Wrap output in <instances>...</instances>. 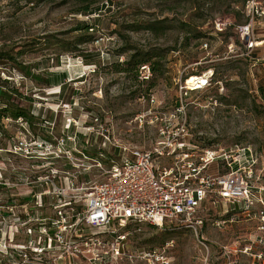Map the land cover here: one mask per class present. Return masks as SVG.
<instances>
[{
	"label": "rangeland",
	"instance_id": "1",
	"mask_svg": "<svg viewBox=\"0 0 264 264\" xmlns=\"http://www.w3.org/2000/svg\"><path fill=\"white\" fill-rule=\"evenodd\" d=\"M30 1L0 0V51L16 56L0 60V83L32 97L42 120L37 132L44 135L22 119L0 118V264H41L30 246L44 228L54 230V204L73 195L74 205L84 204L87 189L81 187L104 179L111 159L120 161L130 147L152 148L162 140L160 127L173 134L181 119L170 115L179 84L194 75L208 81L185 98L188 131L180 138L195 155L214 148L233 159L239 148L249 147L243 164L252 168L253 203L209 197L198 212L204 224L197 230L178 219L161 227L130 223L122 229L129 233L128 255L119 263L150 264L147 257L153 256L154 264H264V0L249 2L253 20L249 0H111L109 8L91 15L79 12L76 0ZM159 18L167 19L166 32L142 28ZM82 22L94 25L85 29ZM217 22L226 26L219 29ZM249 22L250 38L241 34ZM183 27L202 36L195 39ZM49 34L70 43L91 40L72 42L77 49L64 52L59 62L52 47L16 54ZM133 46L174 48L166 52L160 75L137 81L117 71L116 61L123 62L130 52L125 49ZM151 94L157 103H150ZM142 111L149 121L141 126L134 116ZM208 170L227 172L230 166L218 160ZM54 185L64 192L56 194Z\"/></svg>",
	"mask_w": 264,
	"mask_h": 264
},
{
	"label": "built area",
	"instance_id": "2",
	"mask_svg": "<svg viewBox=\"0 0 264 264\" xmlns=\"http://www.w3.org/2000/svg\"><path fill=\"white\" fill-rule=\"evenodd\" d=\"M250 1L254 2L249 0L246 7L250 20H253L254 11L251 10ZM217 24L219 29L226 26L225 23ZM250 27L251 22L243 25L241 34L249 37ZM138 71L141 80L150 78L152 74L147 63L141 64ZM187 79L179 84V98L170 114L172 117H181L173 134H167L166 129L160 127L162 140L152 148L130 147L128 155L124 153L120 161L111 159L105 169L104 179L81 187L87 189L84 204L74 205L77 195L54 204L57 210L52 222L54 230L50 232L44 228L38 235L37 244L30 246L41 264H80L83 259H87L90 264H120L119 259L128 255L126 241L129 233L122 229L130 223L147 221L161 227L165 222L178 219L190 222V226L197 230L204 224L198 212L209 197L233 203L241 201L243 205L251 206L252 168L247 170L243 164L244 158L251 155L249 147L239 148L242 152L230 159L228 152L214 148H205L202 153L195 155L187 143L181 140L180 137L188 131L185 98L194 89ZM148 100L152 104L157 103L153 94ZM134 117L141 126L149 121L145 111ZM161 118L166 119L163 116ZM84 156L89 158L85 153ZM91 159L94 166H103L100 160ZM162 159L170 162L165 164L161 162ZM218 160L226 162L230 170L211 173L209 167ZM68 183L75 189L72 187L73 178L69 177ZM54 190L60 195L65 187L54 185ZM41 194L39 192L36 195ZM172 243L167 242L166 245L171 246ZM143 254V257L153 255L151 252ZM147 259L152 262L150 264L155 263L153 256ZM160 259L162 263H167L163 256Z\"/></svg>",
	"mask_w": 264,
	"mask_h": 264
},
{
	"label": "trees",
	"instance_id": "3",
	"mask_svg": "<svg viewBox=\"0 0 264 264\" xmlns=\"http://www.w3.org/2000/svg\"><path fill=\"white\" fill-rule=\"evenodd\" d=\"M33 1V0H32ZM30 1V2H32ZM38 1V0H37ZM80 3V6L78 7V11L91 15L94 14V12H97L101 10L103 7L109 8V4L111 3V0H106L104 3V0H76ZM96 19V18H95ZM94 24H90L87 22H82L81 27L85 29L92 28ZM134 24H130L132 26L131 29H140L136 26H133ZM143 27L146 30L162 34L167 31V29L170 27L169 23H167L166 18H159L155 20H149L143 23ZM183 30L189 31L195 39H198L202 36V31H193V29L188 27H183ZM91 40L90 37H79L76 40H73V43H76L78 45L80 42H85ZM71 42V43H72ZM70 42L66 41L65 38L61 39L56 37L54 34L44 35L41 36L38 39H34L33 42L30 43L28 49H19L16 54H19V52H32L37 49H49L53 48V50L57 53L56 58L59 62L61 55L64 52H72L76 48L75 44H71ZM174 48V47H171ZM171 48L168 49H162L160 47H151V48H138L133 46L130 48L131 50L125 49V51H130L127 54V58L123 62H117V71L120 72H127L128 74L132 73L133 80L139 81V67L141 64L147 63L149 65L150 71H152V79L158 75H160L163 70L162 66L164 65V58L166 57V52L168 50H171ZM16 56L13 55L8 50L0 51V60L8 59V60H15ZM218 70H215L213 74L217 73ZM33 79L38 74H31ZM216 78V76H215ZM149 79V78H148ZM220 80L219 78L215 79V81ZM23 99H28L29 104L25 105L22 103ZM0 118H6L9 117L14 121H18L19 119L24 120L30 129L34 132V134L38 135L39 137H44L43 134H38L37 129L38 126L42 123L41 118L39 117V114H35L32 109V97L23 94L21 91L17 90L14 87L6 86L2 83H0Z\"/></svg>",
	"mask_w": 264,
	"mask_h": 264
},
{
	"label": "bare ground",
	"instance_id": "4",
	"mask_svg": "<svg viewBox=\"0 0 264 264\" xmlns=\"http://www.w3.org/2000/svg\"><path fill=\"white\" fill-rule=\"evenodd\" d=\"M207 77H199V76H190L187 81L194 88L202 86V84L206 81Z\"/></svg>",
	"mask_w": 264,
	"mask_h": 264
}]
</instances>
